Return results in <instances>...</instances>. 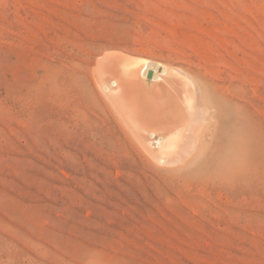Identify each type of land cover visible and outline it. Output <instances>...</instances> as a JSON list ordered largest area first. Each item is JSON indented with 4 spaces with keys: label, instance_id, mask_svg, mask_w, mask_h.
<instances>
[{
    "label": "rangeland",
    "instance_id": "1",
    "mask_svg": "<svg viewBox=\"0 0 264 264\" xmlns=\"http://www.w3.org/2000/svg\"><path fill=\"white\" fill-rule=\"evenodd\" d=\"M113 51L203 91L191 151L137 143ZM0 264H264V0H0Z\"/></svg>",
    "mask_w": 264,
    "mask_h": 264
},
{
    "label": "bare ground",
    "instance_id": "2",
    "mask_svg": "<svg viewBox=\"0 0 264 264\" xmlns=\"http://www.w3.org/2000/svg\"><path fill=\"white\" fill-rule=\"evenodd\" d=\"M104 64L111 74L99 76L97 82L134 126L132 135L145 152L158 157L168 154L178 146L177 135L182 147L179 151L186 152L197 144L198 129L193 125L199 123L198 116L203 114L201 104L207 103V98L203 91L196 94L199 109L192 112V92L196 88L183 78L182 72L115 51L101 57L98 68Z\"/></svg>",
    "mask_w": 264,
    "mask_h": 264
}]
</instances>
